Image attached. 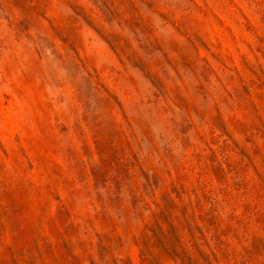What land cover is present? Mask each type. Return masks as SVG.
Masks as SVG:
<instances>
[{
    "label": "rangeland",
    "instance_id": "rangeland-1",
    "mask_svg": "<svg viewBox=\"0 0 264 264\" xmlns=\"http://www.w3.org/2000/svg\"><path fill=\"white\" fill-rule=\"evenodd\" d=\"M0 264H264V0H0Z\"/></svg>",
    "mask_w": 264,
    "mask_h": 264
}]
</instances>
